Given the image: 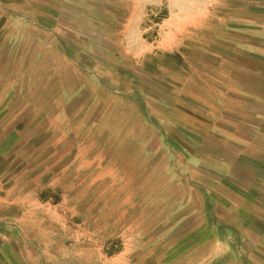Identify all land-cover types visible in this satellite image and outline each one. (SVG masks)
Instances as JSON below:
<instances>
[{
  "label": "crops",
  "instance_id": "crops-1",
  "mask_svg": "<svg viewBox=\"0 0 264 264\" xmlns=\"http://www.w3.org/2000/svg\"><path fill=\"white\" fill-rule=\"evenodd\" d=\"M58 1L62 7L30 5L25 10H12L0 5V63H8L10 47L15 51V63L24 58L27 48L34 64L52 66L44 73L48 84L36 88L42 97L36 104L19 110L11 119L9 106L0 104V177L9 173L17 146L25 144V140H45L39 137L46 130L51 139L52 130L63 128L66 140L73 137V132H79L81 140H90L87 127L92 121L93 129L100 135L94 140H165L154 134L153 123L157 119L147 114L144 106L139 108L141 119L135 122L137 127L128 121L122 126L116 122L108 128L101 125L106 116H115L108 107L115 104L117 93L105 89L82 54L73 50L82 47L84 38L69 34L80 35L82 28L62 20L67 15L81 20L89 15L87 4L99 0H82L86 8H70L69 14L67 6L80 1ZM174 1L181 2L176 15L183 17L176 29V42L157 51L176 54L178 71H186L182 93L176 100L183 106L189 104V98L194 103L193 112L183 109L181 115L202 122V133L192 136L194 149L188 152L184 148L181 160L182 167L193 169L195 179L185 180L177 174V179L170 178L172 169L166 164L160 172L165 183L159 187L160 202H153V193L149 201L155 209L156 205L161 208L159 215L154 212L156 220L160 216L161 233L149 239L145 251L123 246L110 252L105 240L102 254L105 258L119 255L123 257L122 264H264V0H192L191 9L183 4L189 0ZM171 7L168 4L170 10ZM131 8L126 16L141 15L134 6ZM42 16L47 20H42ZM10 33L14 35L11 37ZM91 85L96 92L94 97L106 91L101 102L96 97L89 102ZM15 92L22 97L26 91L24 88L20 94ZM118 102L126 106L136 103L129 99ZM200 104L202 108L198 107ZM76 112L93 115L82 117L81 126L74 128L71 121L78 119L74 118ZM35 128L40 130L24 136L26 130ZM75 136L79 138L78 133ZM148 153L143 170L122 172L123 175H145L146 185H154L157 169L154 171L152 166L153 154ZM82 156V177L121 175L117 168H104L103 159ZM172 193L176 197H170ZM8 221L0 219V264H34L27 256L41 254L39 264H63L60 259L47 260L37 240L21 239L18 232L4 231L14 227ZM29 241L32 245H26Z\"/></svg>",
  "mask_w": 264,
  "mask_h": 264
},
{
  "label": "rangeland",
  "instance_id": "rangeland-1",
  "mask_svg": "<svg viewBox=\"0 0 264 264\" xmlns=\"http://www.w3.org/2000/svg\"><path fill=\"white\" fill-rule=\"evenodd\" d=\"M79 1L77 5L67 6L66 12L69 14L70 8L77 11L86 8L82 0ZM180 3L174 0L90 1L86 8L88 16H82L81 20L69 15L62 18L82 28L80 35L76 32L69 34L73 38H84L82 47L73 50L82 54V59L100 76L105 89L117 93L115 104L108 107L115 116L105 115L107 118L101 125L108 128L109 124L116 122L122 126L128 121L137 127L135 122L141 119L139 108L144 106L147 114H153L157 119L153 123L154 134L165 140H94L100 135L93 129L95 125L91 121L87 127L90 140H81L79 132H73V137L66 140L65 130L61 128L56 132L52 130V139L46 130L39 137L45 140H25V144L17 146L14 152L16 157L8 168L9 173L0 177V219L8 218V224L14 226L4 231L18 232L21 239L37 240L47 260L60 259L63 264H122L123 257L119 255L105 258L101 251L102 244L106 240L110 252H116L123 246L145 251L149 239L161 233L160 216L155 219V215L161 213V208L156 205L155 209L149 201L153 193V202H160V188L165 184L160 175L162 168L168 164L172 169L170 178L177 179V174L185 180L195 179L193 169L188 168V165L182 167L181 160L184 148L188 152L194 149L192 136L202 133L199 126L202 122L185 119L181 115L183 109L193 112L194 103L189 98V104L183 106L176 100L182 93L186 72L178 71L176 54L157 51L176 42V29L183 18L176 15ZM168 4L173 7L172 10ZM183 4L185 8L191 9L193 1ZM0 5L12 10H25L30 5L62 7L58 0H0ZM133 6L137 14L141 13L140 16L125 15L131 12L129 8ZM219 8L223 9L224 6L220 5ZM158 10H163L167 15L160 22L152 14ZM42 20L47 19L42 16ZM9 35L12 37L14 33ZM44 35L47 37L48 33ZM152 50L154 53L150 54ZM7 51L8 63H0V104L9 106L11 119L19 110L31 107L42 99L36 88L48 84L44 73L49 72L52 66L34 64L27 55V48L24 58H21V61H25L23 63L13 62L16 60H13V48L9 47ZM38 74L41 77H37ZM17 86L19 90H15ZM24 88V96H18L15 91L20 94ZM90 90L89 102L95 97L101 102L106 91L102 90L101 95L94 97L92 94L96 92L93 85ZM125 99L136 103L132 106L119 104L118 101L123 102ZM198 107L203 106L200 104ZM195 114L199 115V112ZM92 115L89 113L88 117L87 113L80 115V112H76L74 118L78 119L71 123L74 128L80 127L81 118H90ZM39 130L28 129L24 136L33 135ZM75 133H78L79 138ZM149 148L152 150L148 151ZM148 152L153 154L154 171L157 169L152 186L146 185L145 175H123L126 171L133 173L135 169L143 170ZM65 153V157H62L61 154ZM52 154L55 157L53 161ZM81 155H86L90 160L96 157L103 159L104 168H117L121 170V175L82 177L79 168L84 156ZM165 156L169 157L167 161L168 157ZM119 160L121 165L118 166ZM176 168H181L179 173L175 172ZM169 196L172 197L173 193ZM11 203L18 206H4ZM154 212L158 214L154 215ZM75 218H79V223ZM26 245H32L31 241ZM41 256L27 257L34 264H39Z\"/></svg>",
  "mask_w": 264,
  "mask_h": 264
},
{
  "label": "trees",
  "instance_id": "trees-1",
  "mask_svg": "<svg viewBox=\"0 0 264 264\" xmlns=\"http://www.w3.org/2000/svg\"><path fill=\"white\" fill-rule=\"evenodd\" d=\"M163 10L166 11V8H163ZM163 10H158V12H152L154 19H156L157 22L162 21L167 16Z\"/></svg>",
  "mask_w": 264,
  "mask_h": 264
}]
</instances>
